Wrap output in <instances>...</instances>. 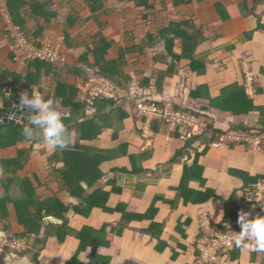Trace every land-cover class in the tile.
Returning a JSON list of instances; mask_svg holds the SVG:
<instances>
[{
  "label": "crops",
  "instance_id": "0c3cea01",
  "mask_svg": "<svg viewBox=\"0 0 264 264\" xmlns=\"http://www.w3.org/2000/svg\"><path fill=\"white\" fill-rule=\"evenodd\" d=\"M119 1L105 0V10L111 13L102 15L100 21L105 37L122 43L124 47L133 45L132 41L123 40L126 33L132 32L134 38L139 39L148 30L155 42L162 45L157 29L163 30L169 21L180 25L188 21L189 25L201 30V43L190 58H183L175 64V74L164 82L161 92L156 93L154 86L151 88L156 100L169 101L178 108L198 112L205 127L192 138L183 132L175 137L168 130L152 134L130 113L117 123L116 131L113 128L105 130L91 143L98 151L112 150L108 153L111 158L100 165L103 178L95 186H103L108 194L105 207L114 211L108 213L96 208L88 217L74 216L71 224L77 230L85 225L94 228L107 225L105 242L98 244L101 246L96 256L98 260L91 262L92 243L78 254L80 240L69 237L57 248L51 243L46 247L44 244L39 246L31 256L32 264H68L77 254L80 264H110L113 256H127L123 264H191L203 215H209L217 224L222 223L224 228L229 227L225 218L229 216L227 214H230L229 218L235 215L243 190L264 181V147L259 149L249 143L216 146L213 141L216 133L231 129L244 131L241 129L246 128L256 134L264 133V0L256 6L255 0H190L174 7L172 0H156L157 25H153L152 17L149 26L148 22L135 24L143 12L134 9L130 3L121 6ZM41 3L50 13L62 15L75 11L82 14L81 24L70 31L76 38L75 43L81 45L85 41L83 36L100 31L86 0H43ZM44 25L46 27V23ZM35 27L31 22V28ZM63 29L53 19L47 26L45 37L50 42L61 40L63 43ZM174 43L173 52L179 56L180 40ZM116 51V48L112 49V57H116ZM80 52L81 49L77 53L67 52V63L80 65L76 62ZM146 53L150 55L153 50H146ZM6 56L7 52H0V61L9 69L21 72V66L4 60ZM90 58L93 59L92 54ZM134 61L131 58L126 67L133 77ZM244 63L256 75L252 94L247 90L245 93L240 91L244 86ZM144 76L148 78L150 71ZM70 80L73 82L72 78ZM201 86L204 90L200 89ZM10 93L6 90L7 98L14 103ZM117 106L130 112L127 104ZM1 116L10 117L7 114ZM44 147H35L22 175L46 164L48 153H41ZM124 150V154L120 153ZM140 153H144L143 158L133 163L130 156ZM195 164L197 167L190 173L194 179L189 188L211 192V198L201 205L185 203L180 190L185 169ZM61 197L66 203L77 202L67 193H62ZM136 215L141 219L133 218ZM123 217L130 221L120 229ZM58 222L57 218L49 217L47 224ZM41 249L39 258L35 259ZM17 258L0 253V264H16ZM219 264H264V260L261 255L254 256L246 251L237 261Z\"/></svg>",
  "mask_w": 264,
  "mask_h": 264
},
{
  "label": "trees",
  "instance_id": "16d2710c",
  "mask_svg": "<svg viewBox=\"0 0 264 264\" xmlns=\"http://www.w3.org/2000/svg\"><path fill=\"white\" fill-rule=\"evenodd\" d=\"M259 1L255 0V6ZM41 2L43 0H4V6L10 22L34 44H38L45 37L47 26L51 20L55 19L57 25H62L64 28L62 32L65 37L63 41L65 55H68L69 51L77 53L81 49L76 62L80 65L98 68L103 76L117 86L125 87L129 84L133 76L126 71V67L129 60L133 58L135 59L133 63L134 77L139 84L146 87L154 86L157 88L156 93L161 92L164 82L175 74V64L183 58H190L202 40L200 39L202 32H199L201 30L189 25L188 21L186 22L188 24L180 25L177 22H170L168 19V26H165L163 30L157 29L161 40H163L162 45L159 46L155 42L153 35L148 30L139 39H135L132 32L126 33L123 40L125 42L132 41L133 45L124 47L122 43L118 44L105 37L100 17L111 13V11L105 10V0H86L100 31L93 35L83 36L85 41L80 45L75 43L76 38L70 31L74 30L75 25L81 24L82 14H77L75 11L62 15L53 11L50 13ZM189 2L190 0H172L171 4L174 7ZM129 3L133 4L134 9L143 12L135 24L148 22L149 26L151 18L154 17L152 23L157 25L155 20L156 0L119 1L121 6ZM163 6H165L164 3ZM31 22L35 24L36 29L31 28ZM44 23H46V27ZM177 39L180 40V57L173 52L174 42ZM11 44L12 39L5 31L0 16V52H7L4 60L17 66L19 65L16 61L17 54L10 49ZM113 48L117 50L116 57L111 56ZM149 49L153 50L150 55L146 53V50ZM90 53L93 59L90 58ZM21 67V72H18L9 69L5 62L0 61V232L4 233V237L9 240L27 243L23 251L10 253L13 257L33 256L37 248L43 244L46 247L51 243L54 248H57L67 238L77 237L80 240L78 254L84 252L89 243L93 244L91 262L95 263L98 260L96 258L98 249L101 247L98 244L105 242L107 225L100 228L85 225L81 230H77L71 225L74 216L80 214L82 217H88L96 208L103 209L108 213L114 211L105 207L108 194L105 193L103 186H95L103 178L100 165L111 158L108 153H112V150L110 152L107 150L98 151L91 143L96 141L105 130L109 128L117 130V123L122 122V119L130 113L136 120H142V117H138L132 106H130V112H127L117 106L120 104L119 102L105 98H98L94 101L95 113L91 114L88 108V94L79 88V85L86 80V75L79 65L51 64L37 59L28 60ZM146 71H150L148 78L144 76ZM71 78L73 82H71ZM243 85L240 91L245 93L247 90L245 77ZM236 87L237 85L230 89ZM33 88L38 89L45 98L51 96L59 101V108L66 117L64 123L69 130L71 143L66 149H58L55 152H49L46 147L42 148V154L48 153L46 164L30 174L22 175L35 147L43 146L41 143H27L21 135L23 125L19 120H24L29 110L21 111L19 97L21 93ZM202 88L201 86L200 89L204 90ZM6 90L11 91L9 96L14 103H11L7 98ZM152 98L150 102L154 104L160 106L169 104L173 110L200 116L194 110L181 109L169 101L156 100L154 95ZM107 107H110L108 111H106ZM2 114H7L12 118H3ZM168 127L166 121L155 119L151 121L148 129L152 134H157L160 131H166ZM241 130L250 131L246 128ZM171 132L175 137H178L182 132L186 134V130L181 126H176ZM224 132L216 133L213 141H219L220 135ZM196 135H191V138ZM191 138L188 140L190 141ZM113 153L115 152L113 151ZM120 153L124 154L125 150ZM143 154H136L130 158L133 163H136V160L143 158ZM196 167L195 164L185 169L180 190L185 203L201 205L211 198V192L189 188L190 181L194 179L190 173ZM249 187L251 186L249 185ZM40 189L44 190L43 194L39 192ZM91 189L94 190L90 192ZM62 193H67L77 202L66 203L61 197ZM234 214L232 218H229L230 214H227L229 216H226L224 222L232 224L237 217L236 211ZM49 217H55L59 222L49 225L47 224ZM133 218L140 220L141 216L136 215ZM129 221L123 217L119 223L120 229L126 227ZM215 227L217 230H224L222 223H215ZM204 234L205 231L201 226V233L195 243L194 260L200 254L197 240ZM42 249L36 253L35 259L39 258ZM246 251L234 246L225 253L228 258L227 262L237 261L240 255ZM261 253L252 252L254 256H259ZM78 254L68 264H80Z\"/></svg>",
  "mask_w": 264,
  "mask_h": 264
},
{
  "label": "built area",
  "instance_id": "2783aa9c",
  "mask_svg": "<svg viewBox=\"0 0 264 264\" xmlns=\"http://www.w3.org/2000/svg\"><path fill=\"white\" fill-rule=\"evenodd\" d=\"M0 16L5 31L10 35L12 44L10 49L17 54L16 61L19 66H23L28 60H42L51 64H67V56L63 52L61 40L50 42L46 37L42 38L38 44L28 40L25 34L10 22L5 10L4 0H0ZM81 69L86 75L85 82L79 88L88 94V108L90 113L94 112V101L98 98L111 99L119 103L132 106L138 117H142L141 122L145 130H148L152 120L159 119L168 123L167 130L172 131L176 126H181L186 130V135L197 134L205 124L200 122L197 115L190 112H179L173 110L169 104L160 106L150 102L153 98L151 87L141 86L135 77H132L125 87L117 86L100 73L98 68L81 65ZM243 74L247 92L252 94L256 75L248 64H243ZM190 128V130H188ZM231 143H249L257 148L264 147V133L256 134L253 131L228 130L220 135L216 146H228ZM241 211H248L251 216L264 215V181H259L255 186L245 188L242 193V200L236 209L237 217L229 227L223 231L217 230L215 222L211 217L204 214L201 218V226L205 234L197 240V248L200 251L199 257L192 264H219L227 263L228 250L234 247L232 241L240 228L237 224L238 214ZM26 242L12 241L6 237H0V253H15L26 248ZM264 260V252L261 253Z\"/></svg>",
  "mask_w": 264,
  "mask_h": 264
},
{
  "label": "clouds",
  "instance_id": "9594fccd",
  "mask_svg": "<svg viewBox=\"0 0 264 264\" xmlns=\"http://www.w3.org/2000/svg\"><path fill=\"white\" fill-rule=\"evenodd\" d=\"M79 67L81 68V65ZM19 107L21 111L29 110L24 120H19L23 125L21 135L25 142L41 143L49 152L69 147L71 136L64 123L66 117L59 108L58 100L51 96L45 98L38 89L33 88L21 93ZM237 224L240 230L235 232L233 245L249 253L264 252V215L253 217L248 211H241L238 214ZM4 235L0 232V237ZM125 258L127 256H113L110 264H123ZM16 264H32L31 256L17 258Z\"/></svg>",
  "mask_w": 264,
  "mask_h": 264
},
{
  "label": "rangeland",
  "instance_id": "374dc122",
  "mask_svg": "<svg viewBox=\"0 0 264 264\" xmlns=\"http://www.w3.org/2000/svg\"><path fill=\"white\" fill-rule=\"evenodd\" d=\"M42 190V191H41ZM40 191H41V194H43L44 193V190L43 189H40Z\"/></svg>",
  "mask_w": 264,
  "mask_h": 264
}]
</instances>
